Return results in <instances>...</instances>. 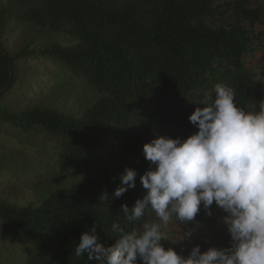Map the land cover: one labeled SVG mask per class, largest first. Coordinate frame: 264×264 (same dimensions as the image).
Masks as SVG:
<instances>
[{"label":"trees","instance_id":"16d2710c","mask_svg":"<svg viewBox=\"0 0 264 264\" xmlns=\"http://www.w3.org/2000/svg\"><path fill=\"white\" fill-rule=\"evenodd\" d=\"M217 83L259 110L264 0H0V264H98L75 255L82 232L107 247L114 222L141 231L154 212L120 206L146 192L143 145L197 131Z\"/></svg>","mask_w":264,"mask_h":264},{"label":"clouds","instance_id":"9594fccd","mask_svg":"<svg viewBox=\"0 0 264 264\" xmlns=\"http://www.w3.org/2000/svg\"><path fill=\"white\" fill-rule=\"evenodd\" d=\"M188 119L197 131L187 138L157 135L143 145L150 163L140 175L146 192L131 208L120 206L129 223L149 212L160 222H145L141 231L130 232L114 222L112 231L119 239L107 247L93 225L81 233L76 256L87 253L98 264H264V100L258 111L254 105L247 110L236 101L234 88L217 83ZM137 175L136 169L125 168L114 196L135 188ZM214 203L226 213L229 246L202 252L197 244L187 256L165 248L161 241L170 240L163 228L174 219L194 221L201 205L211 216ZM194 231L184 230L178 241Z\"/></svg>","mask_w":264,"mask_h":264},{"label":"crops","instance_id":"0c3cea01","mask_svg":"<svg viewBox=\"0 0 264 264\" xmlns=\"http://www.w3.org/2000/svg\"><path fill=\"white\" fill-rule=\"evenodd\" d=\"M211 211H212V215L206 216V217H208L206 219L210 220V223L212 224L211 226H209L207 228L208 229V235L210 236V239L205 241V243H203V244L201 242V246H202L201 251L202 252L206 251L209 247H212V246L227 247V246H229V242H230V235L228 234V232L226 230V226L223 223V216L224 215L221 213V209L218 208L217 206L212 205ZM179 224H180L179 222H176V223H174V226L176 228H178ZM168 226L170 227V224ZM187 229H189V228L187 227ZM185 230H186V228H185ZM174 231L172 229L170 230V228H169V232H174ZM179 235L180 234H178V236L175 235L174 237L169 239L170 240V241H168L169 246L174 247L177 245H185V244L191 243L193 240H195L194 239V233L190 238H186L183 241H178L179 237H180ZM204 244H205V246H204ZM177 253L187 256V254H183L180 252H177Z\"/></svg>","mask_w":264,"mask_h":264},{"label":"rangeland","instance_id":"374dc122","mask_svg":"<svg viewBox=\"0 0 264 264\" xmlns=\"http://www.w3.org/2000/svg\"><path fill=\"white\" fill-rule=\"evenodd\" d=\"M60 40L62 41L63 39L62 38H60ZM64 42H65V40H64ZM155 130V129H154ZM157 135H163V136H168V129H166V128H163V127H158L157 128V132L155 133V137L157 136ZM202 212H205V210L203 209V210H201ZM204 214V213H203ZM197 215H199V216H196V218H195V222L194 223H192V222H188L187 224H182L181 222H179L180 224L178 225V228H176L175 226H174V223H176V221L175 220H173L174 222H171L170 223V227L169 226H167L166 228H163V231H165L166 232V234H167V236H168V238L169 239H171L172 237H174L175 235L176 236H178V234H180L181 235V233L185 230V228L187 229V227L189 228V229H191V228H195V231H194V239L196 238V239H198L199 240V245L201 244V242H202V244L203 243H205V241H207V240H209L210 239V236L208 235V227L209 226H211L212 224L210 223V221L208 220V219H206V218H208V217H204V216H200V213L198 212V214ZM198 220V221H197ZM148 222H160L157 218H156V216H155V213L154 214H152L151 216H150V218H149V221ZM169 228H170V230L172 229L174 232H169ZM179 235V236H180ZM161 243L162 244H165V245H168L169 246V244H168V241H166V240H164V241H161ZM204 246H205V244H204Z\"/></svg>","mask_w":264,"mask_h":264}]
</instances>
